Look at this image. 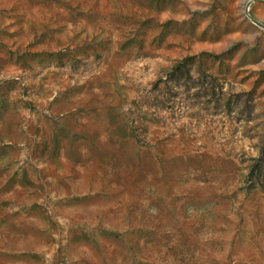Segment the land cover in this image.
<instances>
[{
  "label": "rangeland",
  "instance_id": "374dc122",
  "mask_svg": "<svg viewBox=\"0 0 264 264\" xmlns=\"http://www.w3.org/2000/svg\"><path fill=\"white\" fill-rule=\"evenodd\" d=\"M0 264H264V0H0Z\"/></svg>",
  "mask_w": 264,
  "mask_h": 264
}]
</instances>
